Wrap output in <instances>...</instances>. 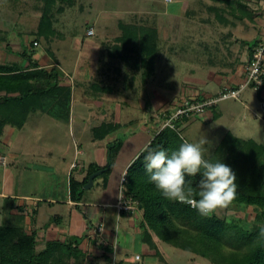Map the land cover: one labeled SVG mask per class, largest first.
I'll use <instances>...</instances> for the list:
<instances>
[{"label": "crops", "instance_id": "1", "mask_svg": "<svg viewBox=\"0 0 264 264\" xmlns=\"http://www.w3.org/2000/svg\"><path fill=\"white\" fill-rule=\"evenodd\" d=\"M175 1L172 10L175 13L171 11L167 14L169 17L163 16V19L151 25L157 31L158 49L153 72L146 80L143 79V67L137 68V64L130 66L127 61L124 63L119 58L120 50L115 52V47L121 42L120 31L111 41L106 38L104 43L100 41L102 39L87 42L86 47L90 48L96 60H90L88 64L78 63V70L70 74L62 66H56L43 49H36L41 45L38 43L34 46L36 35L32 29L25 35L0 26V65H15L21 70L54 67L58 72L59 85L70 88L68 109L64 107V95L60 98L57 95L56 100L61 99L60 103L54 100L57 105L35 106L26 114L20 126L4 125L0 136V225L5 221L20 219L22 236L29 238L34 234L37 250L51 241L64 242L83 236L79 247L85 264H155L160 261L142 240L139 228L142 210L136 206L130 212H118L116 204L122 173L150 144L163 117L157 115L160 113H145L131 118L128 101L136 96L125 93L135 92L140 89L139 85L145 86L155 80H164L168 85L173 82V85H181L174 100L176 107L183 99L208 98L226 86L239 85L244 80L245 67L250 59L249 47L264 28V0ZM8 9L13 10L12 5H8ZM7 16L0 14V18ZM140 16L146 17L139 15L138 18ZM183 50H189L192 55H184ZM67 76L80 79L78 84L83 78V82L89 81L91 94L88 98L103 102V105H90L85 110H77L81 106L77 107L76 101L86 105L84 102L87 98L81 97L75 101ZM252 90L260 98V111L256 108L255 94L245 96L243 91L241 97L232 103L221 102L202 116L179 121L178 131L175 132L182 140L193 143L206 138L208 143L203 146L205 159L210 156L211 141L218 139L219 143L226 134L260 143L264 140L261 138L264 131V87L260 91ZM3 93L0 92V95ZM162 96L151 92L148 99L150 103L157 102V112L165 108L166 102L160 99ZM158 99L161 103H158ZM49 100V97L45 98L47 103ZM143 100L147 104L144 103L142 111L150 113L148 101ZM60 107L64 109L60 110ZM248 111L256 117L255 122L259 119L258 125L250 124L241 117V112ZM60 113L62 117H58ZM92 114L104 119L92 126L90 131L86 120L75 121L76 117H91ZM47 118L52 121L47 122ZM51 123L54 127L46 128ZM58 123L66 125L67 131H61ZM103 125L113 126L104 137L94 138V129ZM90 134L89 138L87 135ZM40 135L46 139L44 145L38 143ZM119 135H123V138ZM63 136L72 137V154L69 146L61 145ZM117 142L120 145L108 165V147ZM25 164L28 165L24 167L25 170L34 169L29 171L31 177L18 185L15 183L20 169L18 165ZM73 164L76 166L73 167ZM99 170L104 171L93 179L89 188H85L89 176ZM41 182L42 188L39 186ZM26 186L33 190H23ZM76 194L79 200L74 197ZM99 224L104 226V232L101 236H92L93 229ZM121 235L122 245L131 239L133 248L139 249L141 254L128 257V248L120 243ZM152 241L160 252L156 238L152 237ZM105 247L110 251H105ZM96 255L99 258H95ZM191 256L192 261H196V255ZM81 257L78 259L81 260Z\"/></svg>", "mask_w": 264, "mask_h": 264}, {"label": "trees", "instance_id": "2", "mask_svg": "<svg viewBox=\"0 0 264 264\" xmlns=\"http://www.w3.org/2000/svg\"><path fill=\"white\" fill-rule=\"evenodd\" d=\"M44 1L50 4L55 0ZM136 18L138 23H118V30L122 34L119 38L121 42L115 47V52L120 50L119 58L124 60V63L127 61L130 66L137 64V68L143 67V79L146 80L153 72L158 49L157 31L153 26L147 25L146 17L138 18L137 16ZM52 22L50 7L46 6L41 12L34 32L36 39L33 44L34 42L38 44L39 39L51 38L54 33ZM258 38L249 47L250 57ZM58 79V72L54 67L51 69L30 67L21 70L15 65H0V91H4L3 95H0V136L4 125L20 126L32 108L51 103L57 105L58 103L54 101L57 95L58 98L64 95L66 99L64 107L68 109L70 88L60 86ZM46 97L50 99L48 103L45 101ZM60 100L56 101L60 103ZM3 106L7 107V111L1 108ZM64 107H60V110ZM60 110L58 112H61ZM58 117H62V113L58 114ZM112 126L103 125L94 129V138L104 137ZM182 142L183 140L175 131L164 128L154 135L147 147L154 150L164 149L170 154ZM119 145L120 143L117 142L108 147V165L111 164ZM145 155L146 152L143 150L127 168L125 189L126 194L137 203V208L142 210L143 220L161 239V242L207 259L212 264L215 262L211 259V255L219 253L222 243L229 241L247 243L250 249L233 258L232 263L264 264V237L259 235L260 228L264 227V143L226 134L208 157L213 161L221 160L234 171L237 194L233 203H245L257 207L260 225L253 229H246L234 221L222 219L215 213L211 218L201 217L189 205L164 199L149 182V174L144 167ZM187 179L195 187L200 175ZM74 197L76 200L80 198L77 194ZM177 224H182L189 229L184 232L185 239L188 243L194 244V247L184 248L178 241L179 235L174 234L178 229ZM83 238V236L73 237L64 242L51 241L46 243L44 248L37 250L34 234L29 238L22 237L20 219L5 221L0 225V264H62L64 259H78L83 254L79 247ZM142 240L148 246H154L149 231L143 232ZM197 241L204 245L199 246ZM104 250L110 251V248L105 247ZM155 250L156 255L162 258L157 246Z\"/></svg>", "mask_w": 264, "mask_h": 264}, {"label": "rangeland", "instance_id": "3", "mask_svg": "<svg viewBox=\"0 0 264 264\" xmlns=\"http://www.w3.org/2000/svg\"><path fill=\"white\" fill-rule=\"evenodd\" d=\"M174 3H176L175 0H172L171 2L168 3L164 2V0H55L54 2L47 4L44 0H0V14L1 15L3 13L8 14L7 17L0 18V26L10 28L11 30H15L18 34L23 32L26 33L25 35H27V32H30L29 31L30 29H32L34 33L36 31L42 10L46 6H49L50 11L52 13V21H53L52 29H54V33L53 35H51V38L48 40L39 39L38 41L41 47L36 49L38 51H41V49H43V52L46 55H48V57L52 60L53 63L56 64V66L58 67L62 66L63 68H65V70L63 69L65 72L67 70L70 74L72 73L74 74V72L78 70V63L85 64L86 62V64H88L90 60L93 62L94 59L96 60L93 53L89 50L90 48L86 47V45H88L89 42L102 39L100 41L104 43L105 41L104 39L106 38L108 39V41H111L114 35L119 34V30L117 26L119 22H122L124 24L138 23L136 17L139 15L146 16L148 21L147 25L151 26L152 24L158 22L160 19H163V16L169 17L170 15L167 14H170L171 11L173 10ZM8 5H12L13 10L9 11ZM173 13L175 12L172 11V14ZM90 28L93 29L94 36L86 35L87 31ZM28 37L30 39L32 38L30 35ZM103 48L104 47L102 45V49ZM49 50L51 51V53L49 52ZM182 53L184 55H192V53L190 54L189 50H183ZM183 54H179L178 56L181 57L183 56ZM181 70L183 71V68ZM68 80H69V84L72 87V92L75 95L74 96L75 101L77 99H80L81 97L87 98L86 101L84 102L86 105L81 104L83 102L79 103L76 101L77 107L78 105L81 106L78 107L77 110H83V109L85 110L87 106L90 105L92 107L103 105V102L98 103L88 98V96H90L91 94L89 81L83 83L81 82V84H78L77 82H80L81 80L73 76L72 78L68 77ZM74 80L76 81V83ZM139 86H140L139 90L135 92L129 91L128 93H125L129 96H131V94L136 96V97H130L129 98L130 100L128 101V104L130 105L129 109L132 112L131 118L142 116V114L145 113L150 115L160 113L157 115L161 116L167 110H171V109L173 110L175 107L174 100L177 97V92L179 90V86L181 85L178 86L173 85V82H171L170 85H168L166 81L160 79V80H155L151 84H147L145 86L143 85H139ZM116 88L119 89L120 86H116ZM145 89L146 92H144ZM243 91L244 93L243 92L242 93L245 96L248 94L251 96L252 94H255V99L257 101L256 108L260 111L262 105L260 103L259 96L256 93H254L252 88L250 87L244 89ZM151 92H153L154 95L156 94L163 95L162 97H160V99L166 102L164 104L165 108L161 107L162 109H160L157 112V107H156L158 106L157 102L150 103V101H148ZM142 97L145 98L146 101H148V107L151 109L150 113H148L145 110L142 111V107L144 106V103H146ZM156 100L157 99H155V101ZM234 100L237 99H229L222 102L232 103ZM158 103H161L159 99H158ZM1 108L7 111L6 106H3ZM240 109H242L241 106ZM240 115L242 118H245L246 121H248V123L251 124V122H253L256 123V125H258L259 119L257 122H255L256 117H254V115H252L249 111L246 113L241 112ZM103 119L104 118L98 119L97 117H95V114H92L91 117L89 116H86L85 118L76 117L75 121L86 120L87 121L86 125L88 126V130L90 131V128L92 126L97 125ZM32 120L33 119L31 118L30 123ZM46 120L47 122L48 120L52 121L51 118H47ZM137 123L138 122H136L133 126H135ZM161 123L162 120L159 124V127L161 126ZM50 127H54L52 123L47 125L46 128H50ZM57 127L61 129V131L64 132L67 131L66 125L58 123ZM62 135L59 136L60 139ZM87 136H89L90 138L91 134ZM119 136L120 138H123V135H119ZM261 138H264V131L263 133H261ZM45 141L46 139L42 135H40L38 143L44 145ZM260 143H264V140L260 141ZM218 144H219L218 139H215V141L214 140L211 141V147H210L211 149L209 150V153L210 151L213 152L215 146H217ZM61 145L63 147L69 146L71 154L73 153L74 143L71 136H69V138L63 136ZM209 145H210V141H209ZM83 146L86 147V145ZM27 148L31 149L29 147ZM32 151L35 152V150ZM57 162L58 160L56 161V163ZM25 166L28 165L27 164L18 165L20 169L18 176H16L15 179V183H18V185L20 183H23L25 179L30 178L31 173L29 171L32 172V170L34 169L33 168L30 170H25L24 169ZM0 176H1V169H0ZM39 186H41L42 188V182L40 183ZM24 189L28 191L33 190V188H31L30 186L23 187V190ZM258 213L259 212L256 206L245 203H239V204L232 203L228 208L220 209L215 214L222 219L234 221L238 223L240 226L245 227L246 229H251V228L253 229L260 225L258 219L259 218ZM177 226L178 229H176V233L174 234L180 236V237L178 236V241L183 244L184 248L186 246H188L189 248L194 247V244H191L190 242L188 243V240L185 239L184 232H187L189 229L182 224H177ZM139 228L141 231V236L144 231L147 232L149 231L150 236L155 237L157 242L160 244V252H161L160 254L163 260H161L162 258L156 255L161 262L158 261L155 264H166L164 258L166 259V262L168 264H212L207 259H203L201 257L199 258L198 256H196L197 257L196 261H192L191 253L183 251L179 248H176L164 242H161V239L156 235L155 232H153V230H151V228L148 227L146 222L143 220L142 212H141V220L139 222ZM121 239H122V235L120 237V243L121 246H125V248H128L127 250L128 257L131 258L136 253L141 254L139 249L133 248L134 247L133 241L131 239L127 240L126 244L124 245H122L123 242ZM197 244L199 246L204 245L200 241H197ZM153 245L154 246L152 245L149 246V249L151 252H154L156 254V250H155L156 245L154 243ZM221 245L222 246L219 253L211 255V259L213 260V262H215L213 264H233L232 262L237 256L241 255V253L246 252L247 250L250 249L247 243L234 242V241L225 242L222 243ZM95 258H99V256L96 255ZM80 259L81 260L73 259V258L64 259L62 261V264H85L84 262H82V257ZM155 261H157V259Z\"/></svg>", "mask_w": 264, "mask_h": 264}, {"label": "clouds", "instance_id": "4", "mask_svg": "<svg viewBox=\"0 0 264 264\" xmlns=\"http://www.w3.org/2000/svg\"><path fill=\"white\" fill-rule=\"evenodd\" d=\"M208 141L183 140L170 154L164 150L146 147L144 167L149 174V182L170 202L189 205L201 217L211 218L220 209L228 208L236 199V175L232 168L221 160L204 157V145ZM200 179L195 187L188 177ZM259 235L264 237V227Z\"/></svg>", "mask_w": 264, "mask_h": 264}, {"label": "built area", "instance_id": "5", "mask_svg": "<svg viewBox=\"0 0 264 264\" xmlns=\"http://www.w3.org/2000/svg\"><path fill=\"white\" fill-rule=\"evenodd\" d=\"M172 0H164L168 3ZM86 35H94L93 29L90 28ZM37 43L34 42V46ZM245 76L242 83L229 87L226 86L219 90L213 96L203 99H183L173 110L166 111L162 114V123L158 131L164 128H170L178 131V122L184 119L202 116L207 110L215 107L222 101L229 99H238L244 89L250 87L256 91L264 87V28L260 34L258 41L253 47L251 57L245 67ZM73 167L76 164L72 165ZM126 171L122 173L120 181V193L116 204L118 212H130L135 210L137 203L126 194ZM192 208V207H191ZM104 232V226L99 224L93 229L92 236H101ZM115 248V247H114ZM137 258V257H136Z\"/></svg>", "mask_w": 264, "mask_h": 264}, {"label": "water", "instance_id": "6", "mask_svg": "<svg viewBox=\"0 0 264 264\" xmlns=\"http://www.w3.org/2000/svg\"><path fill=\"white\" fill-rule=\"evenodd\" d=\"M104 170L96 171L95 173L91 174L88 179V183L84 186L85 188H89L92 185V181L95 177L100 175Z\"/></svg>", "mask_w": 264, "mask_h": 264}]
</instances>
